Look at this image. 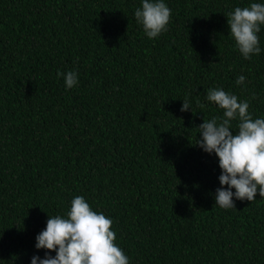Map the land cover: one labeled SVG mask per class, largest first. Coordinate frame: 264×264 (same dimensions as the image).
<instances>
[{"label":"trees","instance_id":"obj_1","mask_svg":"<svg viewBox=\"0 0 264 264\" xmlns=\"http://www.w3.org/2000/svg\"><path fill=\"white\" fill-rule=\"evenodd\" d=\"M166 2L149 39L139 0H0V264L43 256L35 234L75 195L112 217L129 264H264V198L215 205L217 157L195 144L222 115L210 87L264 116V51L244 59L224 14L249 0Z\"/></svg>","mask_w":264,"mask_h":264},{"label":"clouds","instance_id":"obj_2","mask_svg":"<svg viewBox=\"0 0 264 264\" xmlns=\"http://www.w3.org/2000/svg\"><path fill=\"white\" fill-rule=\"evenodd\" d=\"M224 14L234 47L244 59L264 51L258 35L264 26V0H249L246 6L237 5ZM132 15L152 39L167 30L171 9L166 0H139ZM56 75L63 78L66 89L78 84L74 69L57 70ZM245 80L239 74L235 84L242 86ZM204 100L223 110L221 116L196 125L195 144L214 154L220 169L219 186L212 193L214 204L221 209L234 208L235 200L251 202L257 192L264 198V116L253 118L249 101L223 87L208 88ZM188 110L192 111L191 101L184 97L180 111ZM112 224L111 216L94 209L84 196L75 195L66 213L48 214L45 226L34 237V248L44 250L43 256L34 253L29 264H129V256L115 243Z\"/></svg>","mask_w":264,"mask_h":264}]
</instances>
